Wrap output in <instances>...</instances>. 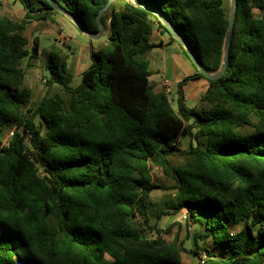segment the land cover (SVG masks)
<instances>
[{"label": "trees", "instance_id": "1", "mask_svg": "<svg viewBox=\"0 0 264 264\" xmlns=\"http://www.w3.org/2000/svg\"><path fill=\"white\" fill-rule=\"evenodd\" d=\"M17 1L20 20L0 16V264H183L188 249L157 227L181 210L196 228L194 246L210 242L203 263L189 249L195 264H263L264 0H235L224 73L207 79L197 109L180 92L173 105L154 91L145 55L158 44L149 35L156 27L174 38L134 3L159 11L215 72L228 0H114L100 18L106 44L90 48L79 84L71 85L64 54L52 49L46 91L34 106L21 61L31 65L39 45L35 37L28 48L23 31L59 13L47 0ZM53 1L82 30L98 32L95 16L107 0ZM197 77L205 78L198 71L178 88ZM155 167L174 181L161 208L150 197L161 187L152 182Z\"/></svg>", "mask_w": 264, "mask_h": 264}, {"label": "crops", "instance_id": "2", "mask_svg": "<svg viewBox=\"0 0 264 264\" xmlns=\"http://www.w3.org/2000/svg\"><path fill=\"white\" fill-rule=\"evenodd\" d=\"M3 2L7 3V1L5 0H3ZM12 7H13V11L16 13L15 18H12L11 16H4V17L20 20L24 14L21 5L18 2L14 1ZM55 15L56 14H54L52 16V19L48 21H32L26 27V29L23 31V35L28 40V44H27L28 48L31 46L33 38L36 37L38 40V37L30 29L31 28L34 29L37 23H39L40 27H43L44 24L48 26L53 24L54 23L53 21L56 17ZM60 15L63 17L61 20L62 23H60V25L57 26V29L55 28V30L57 31V34L63 38V41H57L56 43L57 45L68 43V41H65V38L70 37L71 35H66V33H64V28L66 25L68 26L66 30H68L69 32H72V27L74 28L76 27L73 24V22H71L65 15L63 14ZM106 32L107 31L105 30L103 37L95 40L96 42L89 41L87 45H82L80 47V50L78 51L73 63L72 71L74 74H81L90 64V58H89L90 48L98 49L106 44L107 41ZM30 34L33 35L31 41L29 40ZM148 39L150 43L158 44V46H155L152 49H150L145 55V58L148 61V69L150 71L148 80L151 83L154 91L165 92L168 99L173 105H175L176 99L178 98L180 92L182 95V100L186 104V106L189 108L197 109L200 103V99L208 87L207 79L202 77H197L195 79L188 80L184 82L181 88L179 89L178 84L185 77L197 74L198 72L197 68L190 61L181 44H179L175 39H171L166 33L160 32V30H158L156 27L152 29ZM38 45H39V40H38ZM42 54L43 51H41L39 47L38 56ZM64 56L67 66L66 55L64 54ZM24 59H25V67L22 65V61ZM24 59L21 61V66L24 68L23 83L26 87H28L31 90V95L29 100L30 103L32 96H37L38 94H40V92H42V95L39 96V100H40L41 97L44 95L46 91V85H44L45 87L43 86L41 87L40 85H38V81L42 82L43 80L45 84V79L47 77L43 75L42 76L39 75L37 58L31 61V65H27V61H28L27 58ZM67 70L69 71V73H71L72 76L71 68L67 67ZM163 80H165V82L168 83V89L166 91L164 90V87L162 85ZM71 81H72V77H71ZM54 88L58 89V87L56 86H54ZM167 219H168V223L172 222V219L169 216H167ZM241 226L242 223H236L231 225L230 228L234 231V230H238ZM194 249H196V251L199 252L196 246ZM187 256H189V254H185V260L187 261H185L183 259V256H181V261L183 264H195L198 260L197 256L193 253H192L193 258L191 257L187 258Z\"/></svg>", "mask_w": 264, "mask_h": 264}, {"label": "rangeland", "instance_id": "3", "mask_svg": "<svg viewBox=\"0 0 264 264\" xmlns=\"http://www.w3.org/2000/svg\"><path fill=\"white\" fill-rule=\"evenodd\" d=\"M6 2H3V0H0V15L2 16H11L12 18H15L16 13L13 11V3L14 1L18 2L17 0H5ZM9 3V4H8ZM19 3V2H18ZM121 3V2H120ZM20 4V3H19ZM117 6L119 3H116ZM230 0H228V9H229ZM258 11L255 10V13ZM259 13V12H258ZM54 19V23L51 25H43V27H40L39 23H37L36 27L31 28L30 30L33 31V33L38 37L39 40V47L40 50L43 51L42 55H39L37 57V64H38V73L40 76H49V67H48V52L52 49L58 50L60 53H64L66 55L67 60V67L73 68V63L75 60V57L80 50V47L82 45H87L89 41L96 42L95 39H91L88 37L85 33L81 32L77 27H72V32H69L66 30L68 26L66 25L64 28V33L66 35H71V39L67 40L68 43L57 45V41H63V38L57 34V26L62 23V16L60 14H56ZM71 30V28H70ZM33 38V35H29V40ZM90 38V39H89ZM97 40V39H96ZM55 41V42H54ZM95 44V43H94ZM57 45V46H56ZM22 65L25 67V59L22 61ZM81 74H74L72 71V81L71 85L76 86L80 82ZM38 85L41 87H45L44 81L42 82L38 81ZM55 88L53 87L51 89V92L54 91ZM42 95V92L38 94L37 96H32V99L29 103L30 106H34L37 101L39 100V96ZM38 120V118H36ZM6 132V133H5ZM5 138L8 135L7 129L4 130ZM4 138V139H5ZM189 142L188 136H182L179 139V146L182 149L187 148ZM171 160L173 162H183L184 156H176L172 157ZM151 176H152V182L154 184H157L161 186L160 188L153 189L150 193L151 200L154 202L157 208H161L163 201L167 199L170 194L173 193V189L170 187L173 185L174 181L172 178H170L168 175L163 173L159 168H153L151 170ZM184 213V210H181L176 213H169L160 218V220L157 223V227L160 229L159 232L165 236L168 240H173L176 242H180L183 244V246L188 249L185 253H182L181 256H183V259L185 260V254H189L187 258L192 256V253L189 252V249L195 248L193 242H192V236L194 234V231L196 230L194 226L191 224V229H188L187 221L182 219V215ZM167 216H169L172 219V222L168 223ZM135 226H139L141 223V220H137L135 218H132L130 221ZM154 222V218H150L149 225L152 226ZM147 235L148 237L155 236V231L153 229H147ZM207 242H204L203 240L198 239L196 242V247L199 250V252H204V248L208 247L210 244L209 240H206ZM187 261V260H185Z\"/></svg>", "mask_w": 264, "mask_h": 264}, {"label": "water", "instance_id": "4", "mask_svg": "<svg viewBox=\"0 0 264 264\" xmlns=\"http://www.w3.org/2000/svg\"><path fill=\"white\" fill-rule=\"evenodd\" d=\"M49 2V4L51 5L52 9L54 11H56L57 13L63 14L65 15L71 22H73V24L77 27V29H79L81 32L85 33L88 37H90L91 39H99L101 37H103L104 35V28L100 22V18L102 16V14L108 9L109 5L114 1V0H107L106 4L104 5L103 8H101L99 10V12L96 14L95 18H96V23L98 25V32L97 33H89L86 32L84 30L81 29V27L74 21V19L65 11H63L62 9H60L58 6H56V4L54 3L53 0H47ZM131 1V0H130ZM135 6L140 7L152 14H154L157 19L163 24L165 25V27L167 28L169 34L179 43L181 44V46L184 48L186 55L188 56V58L190 59V61L193 63V65L197 68V70L208 80H214L217 77L221 76L224 73L225 70V66H226V53H227V48H228V43H229V32L231 30L232 27V22H233V17H234V13H235V0H230V4H229V9H228V18H227V28H226V32H225V36H224V44H223V58H222V62L221 65L219 67L218 70H216L215 72H208L206 71L196 60V58L194 57V55L192 54V52L187 48V46L182 42V40L180 39V37L178 36V34L175 32V30L168 24L166 18L159 12L157 11L155 8L150 7L148 5L145 4H137L134 3Z\"/></svg>", "mask_w": 264, "mask_h": 264}, {"label": "built area", "instance_id": "5", "mask_svg": "<svg viewBox=\"0 0 264 264\" xmlns=\"http://www.w3.org/2000/svg\"><path fill=\"white\" fill-rule=\"evenodd\" d=\"M71 38L70 37H67V38H65V41H67V40H70ZM59 44H60V42H59ZM162 85H163V87H164V90L166 91L167 89H168V83L167 82H165V80H163L162 81ZM12 134V131H9V133H8V135L6 136V138L4 139V141H6V139L10 136ZM182 219H184L185 221H187L186 220V212L184 211V213H183V215H182ZM187 224H188V229H191V224H190V222H188L187 221ZM205 258H206V255H205V253L204 252H201V254H200V256H199V263H203V261L205 260Z\"/></svg>", "mask_w": 264, "mask_h": 264}]
</instances>
